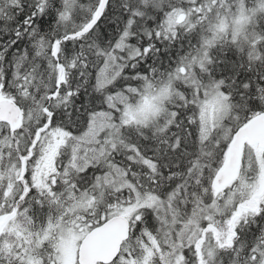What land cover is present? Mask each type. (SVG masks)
Returning <instances> with one entry per match:
<instances>
[{
  "label": "snow or ice",
  "instance_id": "obj_1",
  "mask_svg": "<svg viewBox=\"0 0 264 264\" xmlns=\"http://www.w3.org/2000/svg\"><path fill=\"white\" fill-rule=\"evenodd\" d=\"M100 3L0 0V36H28L32 41L31 50L14 60H9V50L0 53V90L15 95L29 114L24 127L0 126V221L16 218L12 232L28 231L20 218L34 225L37 210L44 212L47 222L74 179L93 173L89 185L103 189L104 174L121 163L117 156L132 165L141 147L154 155L156 162L149 167L161 191L156 193L159 201L134 214L132 233L142 234L157 224L164 227L168 218L160 219L161 206L167 208L165 201L171 203L177 195L196 197L195 205L202 188L207 194L204 203L212 204L211 180L232 139L258 113L264 116V55L254 58L240 39L234 45L216 43L224 31L220 17L225 10L238 17L237 36L245 22L264 28V0H104L103 11L96 15ZM113 7L122 11V24L115 36L101 40L100 21ZM204 20L209 21L212 39L192 50V41L201 43ZM46 22L48 30L42 31ZM65 23L74 27L65 29ZM243 34L248 37L246 31ZM185 40L189 51L183 50ZM229 47L242 54L236 65L242 71L217 76L216 68L230 58ZM2 61H8L7 68ZM133 124L134 129L125 127ZM154 124L162 125L159 138L149 131ZM49 133L67 140L69 158L76 153L83 161L75 172L62 169L61 177L43 180L22 164L35 163L27 156L32 145L28 136ZM22 138L27 139L23 152ZM121 145H132L136 151ZM249 162L254 164V158ZM233 232L232 246L219 252L213 264H264V203L242 205ZM130 255L124 253L125 260ZM119 258L118 254L113 264ZM189 259L194 264V257ZM0 264L36 262L5 233L0 235Z\"/></svg>",
  "mask_w": 264,
  "mask_h": 264
},
{
  "label": "trees",
  "instance_id": "obj_2",
  "mask_svg": "<svg viewBox=\"0 0 264 264\" xmlns=\"http://www.w3.org/2000/svg\"><path fill=\"white\" fill-rule=\"evenodd\" d=\"M86 2H87V0H86ZM116 2L118 3V0H116ZM249 3H251V0H249ZM226 13H227V10H225V13L223 15L226 16ZM69 16H71V14H69ZM122 16H123V13L120 9H118L116 7L109 9L107 14L104 16V19L101 20L100 24H99L98 33H99V38L101 40H107L110 35L115 36L118 26H120L122 24ZM221 17H223V16L221 15ZM48 21H50V18H48ZM214 23H215V14H213V19H212V24L214 25ZM179 24H180V26H183V21H180ZM208 24H209L208 20L203 21L204 26L202 28L201 43L197 44L196 41H192L191 42L192 43V50H195L197 47H202L203 46V40L209 39L211 32L207 31ZM69 27H74V25H71L68 23L64 24L65 29L69 28ZM248 29L250 32V36L247 38H245L244 34L239 35L237 38H230L231 35L228 32L229 30H224L220 39H218L216 41V43L217 44H224V45H234V44H236L237 39H240L243 41V45L245 48L251 49L252 52H254L253 53L254 58L259 59L262 55H264V35H261V33H264V28H261V27H255L254 28L253 25L250 24ZM47 30H48V28H47V22H46L45 27L42 29V31H47ZM253 32L256 33V35L254 37V38H256V40H254L252 37ZM31 44H32V41H30L28 36H24L23 38H20V37H17L15 35H3V36H0V53H3L4 50L7 49V50H9V52H8L9 60H14L17 56L22 55L24 53L25 49L31 50L30 49ZM258 45L260 46V48L257 47ZM213 46H215V45H213ZM178 47H179V45H177L176 48L173 49V51L175 52ZM183 50L189 51V42L187 40L184 41ZM227 50L229 51L230 58L228 60H226L225 63H223L222 65H219L216 68L217 76H219L221 74H223L224 76H230L233 74V72H241L242 71V69H239L236 67L237 64L241 63V55L242 54L234 53L232 51L231 47H229ZM233 55L235 56V61H233L231 59V57ZM167 62L168 61L166 60L165 63L167 64ZM2 63H3L4 68L8 67V61H2ZM245 74H247V73H245ZM90 91H91V89L89 88V92ZM33 94L34 95L36 94L35 89H33ZM23 95H27V93L25 92ZM0 96L1 97H8L17 103V97L15 95H13L10 91L6 92L3 90H0ZM38 102L41 104L43 103L42 100H40ZM77 103H79V101H77ZM20 108L22 109V115L24 117V115L28 109L26 107H21V106H20ZM68 110L72 111L73 109L70 107ZM28 123H29V121L23 122V118H22L20 124L14 129L24 127ZM3 125H5V124H0V126H3ZM161 126H162L161 124H154L149 131L154 132L156 137L159 138L162 135V133L158 131V129ZM32 127L33 128L35 127V122H32ZM125 127H130V128L134 129L136 126L133 124V125H126ZM24 135L25 134H22V137ZM28 139H33V138L31 136H28ZM137 143H139V141H137ZM26 144H27V139L22 138L21 142H20V151L21 152L24 151ZM13 147H15V145ZM30 147H28L27 156H28V153L30 152V149H29ZM121 148H128L131 151H134V152L136 151V149L132 145H121ZM35 150H36V147L34 146L31 149V155L28 156V159H32L35 156ZM257 151H258L257 147H250L248 145H245V147L243 149V154H242L243 164L241 163V170H240L238 179H237V181L234 182V184L239 182L242 179L251 180L253 178V176H256L258 174V167L260 165L258 159H260V158L264 159V150H262L260 152L258 151L260 153L259 158H257V155H256ZM66 154H67V152L65 151V147H63L61 149L60 155L57 158V164H56V170L57 171L54 173L52 179H55L57 177H61L63 175L61 170L62 169L65 170L64 164L66 163L65 162ZM224 158H225V154L223 156V160H222L219 168L221 167V165L224 161ZM253 158H254V164L249 162ZM174 159H175L174 157L170 158L167 161V163L169 165L172 164V161ZM117 160H120L121 163H118L115 165L124 172V176L121 179L122 181L120 183V184H122V188L119 189L114 194L112 193L114 188L107 190L109 185H110V183H109L107 185L106 189L103 190V194L99 195L97 193L98 192L97 189L91 188V186L88 183V181L91 180L92 174H93V173H89L86 178L74 179L72 181V184L65 188V195H64L63 199L61 200L60 205L58 206V208L52 210V213L50 214V218L48 219L47 222H43L44 212L37 210L34 213V215L37 217L34 225L31 223H25L23 221V218H20L19 222L21 224H23L25 229H27L28 231L9 232L8 233L7 227L11 223H13L16 219V218H11L6 223V225L4 226L3 230L0 232V235L7 233L8 236L10 237L11 241L15 242L16 247L21 249V252H23L24 249H27L30 255H36L37 252H39L37 255H39L42 258L41 264H52V259L51 260L49 259V257H51L50 246H48L47 248H44V249H39V248L37 249V247L34 246L35 236H37V234H39L45 228V226L48 223H50L51 221L57 220L60 217V214L64 211V209L67 206H71L73 203H75L78 200V198L81 197L82 195H85V197H94V196L98 197L99 196V199L96 198V200L93 201L90 209L87 212L82 213V215H83L82 223L85 226V228H87V229H90L93 226L97 225L98 223H101L103 220L106 219V217L113 215V214H116V213H114V210L112 209V205L122 206V205H126V204L127 205L131 204L134 206V205H136L137 202H140V203L143 202V199L146 196H153V197L157 198L158 200L160 199V197L156 196V193L160 192L161 188L157 187V180L154 178L156 176V174L152 173L151 168L149 167L150 164L155 163L156 161H155L153 153L149 149L141 147L139 152H137L136 155L132 157V160H133L132 165H126V162H124L123 158L120 156H117ZM25 165L30 170H32V166H31V164L28 163L27 160H25ZM133 167L135 168V171H132ZM217 170H215V172ZM163 171L165 173H167L168 168L163 167ZM93 172H95V170H93ZM64 179H70V177L64 176ZM160 179L164 182V186L167 187V181L164 180V177L161 176ZM205 179H207V177H205ZM234 184H232V185H234ZM213 190H214V188L212 186V180H211V193H212V195H213ZM94 193H96V194H94ZM97 194H98V196H97ZM254 194H255V198L250 196L248 198L239 199V201H241V204H244L247 206H253L255 204L264 203V189H257ZM136 196H137V199H136ZM206 196H207V194L201 188L200 197H202V198L199 199L198 202L195 203V205L193 204V201H196L197 198L192 197L190 200L189 196H187V195H185L183 197H181L180 195H177L175 197V200H173L171 203H169L168 201H165V203L168 204V207L167 208L163 207V210L160 211V218H161V220H163V219H165V217H167L169 223L164 226V229H178L179 226H182L183 223H185L188 219L191 218L190 215L192 212L198 213L199 209L202 206H204L203 209L205 210L206 206L208 204L204 203L203 197H206ZM253 199H255L256 203L253 201ZM108 200L112 201V203L110 205L107 203ZM185 201H187V203H185ZM145 207H147V206L143 205L142 207L139 208V210L142 208H145ZM171 210H172V215L170 216ZM204 210L199 212V217L203 218V211ZM226 218H227V216L224 213L220 214V215H216V217L213 221L214 226L219 227L221 229H227L226 228L227 225L225 224ZM62 219H64V222L66 221L65 217H62ZM170 222H171V224H170ZM201 222L204 223V219H202ZM235 222H237V221H235ZM153 223L156 224V221H153ZM202 223L200 225L201 227H202ZM157 225H159V224H157ZM147 231H149L151 233H156V231L153 229H147ZM14 233L16 234V236ZM135 236H136V234L132 233L131 236L129 237V239L124 243L123 246L125 249V247L130 242H134L133 245L135 246V250L133 251V255L135 257H138L139 251L136 247L138 244H141V243H140V238H135ZM141 236H143V233L141 234ZM5 242L8 243L7 241H5ZM29 243H31V244L34 243V244L28 246L27 244H29ZM124 249H123V252H124ZM185 253L187 254V259L193 257L192 256V253H193L192 250H190L188 253L186 250ZM214 254H217V253H214ZM113 262L111 264H113ZM116 264H119V260L116 261ZM209 264H212V263H209Z\"/></svg>",
  "mask_w": 264,
  "mask_h": 264
},
{
  "label": "rangeland",
  "instance_id": "obj_3",
  "mask_svg": "<svg viewBox=\"0 0 264 264\" xmlns=\"http://www.w3.org/2000/svg\"><path fill=\"white\" fill-rule=\"evenodd\" d=\"M222 16L224 18L221 17L220 19L224 21V30H229L228 32L231 35L230 38H237V25L235 20L238 17H234L233 15L227 13L226 16ZM177 19L179 22L183 21L180 20L179 17ZM217 23L218 21L215 19L214 25ZM249 25V23L245 22L243 25V31H241L239 35L246 31L249 37ZM211 39L212 33L210 34L208 40ZM253 39L256 40V38ZM28 115L29 114L27 110L23 117V122L29 121ZM32 143L36 147L34 156L35 163L31 164L34 176L37 178L42 177L43 180H48L52 178L54 173L57 171V158L60 155L61 149L66 146L67 140L49 133L48 135L37 136L35 139H32ZM259 152L257 151L256 153L257 158L260 157ZM88 154L92 155L93 153L89 152ZM258 160L260 165L258 167V174L256 176H253L251 180L242 179L229 188L225 189V191L213 195L214 200L212 201L211 205H207L205 210L200 208L198 213L194 212L192 216L190 215L191 219L183 223L182 226H179L178 229H164V227L157 225L156 228L153 229L156 231V233H151L147 230L143 232V236H141L140 233H135V238H140L141 243L136 247L139 251V256L135 257L133 255L135 246L133 245L134 242H130L125 247L123 254L120 255L119 264H186L187 262L185 263V261L187 258L185 256V251L187 250V253L190 250L194 252V243L201 234V220L204 219L206 226L208 227L211 225V223L213 224L216 215L224 213L227 216L225 224L229 226L231 221L237 218V213L240 212L238 205L241 203V201H239V199L250 197L256 192L257 189L262 187L264 184V159L260 158ZM82 161L83 157H79L76 153H73L71 158H69L67 153L65 158L66 163L64 164L65 170L68 169L72 172H75L81 165ZM6 163L7 155L5 154V165ZM123 176L124 172L115 164H112L111 171L104 174L105 182L103 189L99 190L97 193L102 195L103 190H105L107 185L110 183L107 190L114 188L112 192L114 194L122 188V184L120 183ZM96 198L99 199V196L85 197V195H82L71 206H67L57 220L48 223L45 228L39 234H37V236H35V244L33 243L34 246H36L37 249H44L50 246V255L52 260H55L56 264H76L77 245L80 238L87 231V228H85L82 223V213L87 212L90 209L93 201H95ZM154 201L159 200L153 196H146L143 199V202H137L134 206L131 204L122 206L112 205V209L116 214L127 216L131 220L134 228L136 222L134 219V214L143 205L148 207L150 204H153ZM233 208L235 211H233ZM161 210H163L162 206ZM202 210H204L203 218L199 217V212ZM171 215L172 210L170 216ZM62 217L66 218V223ZM168 223L169 221L167 224ZM11 225L12 223L7 227L8 233L12 232L10 231ZM211 229H207L206 231L209 238L210 236L213 238L214 235V232ZM209 243L210 242H207V245ZM33 244L29 243L27 245L30 246ZM38 253L39 252H37V254ZM124 253H131L128 260H125ZM213 253V249H210L209 247L206 248L205 256L207 257V260L209 258L211 259ZM37 254L31 255V257L34 259L36 264H41L42 258ZM133 256L135 259H133ZM205 262L206 260L204 263Z\"/></svg>",
  "mask_w": 264,
  "mask_h": 264
},
{
  "label": "water",
  "instance_id": "obj_4",
  "mask_svg": "<svg viewBox=\"0 0 264 264\" xmlns=\"http://www.w3.org/2000/svg\"><path fill=\"white\" fill-rule=\"evenodd\" d=\"M103 7L104 0H101L96 15H99ZM20 118L21 109L19 105L10 99L1 98L0 122L14 127ZM245 144L257 146L260 150H264V116L261 114L253 117L232 139V143L226 152L225 161L213 177L212 185L215 190L228 186L237 178ZM262 187L264 189V184ZM7 221H0V230ZM129 229V221L123 215L109 217L90 229L79 242L76 253L77 264L111 263L117 257L122 242L128 238Z\"/></svg>",
  "mask_w": 264,
  "mask_h": 264
},
{
  "label": "flooded vegetation",
  "instance_id": "obj_5",
  "mask_svg": "<svg viewBox=\"0 0 264 264\" xmlns=\"http://www.w3.org/2000/svg\"><path fill=\"white\" fill-rule=\"evenodd\" d=\"M237 178H238V175H237ZM230 186H227V187H224L221 189H217L215 191L214 195L219 193V192L225 191V189L229 188ZM253 198H255V196H253ZM212 200H214L213 195H212ZM253 201L256 203L255 199H253ZM242 205H244V204L240 203L238 205L239 206L238 209L241 210ZM201 208H204V206H202ZM193 214H194V212L191 213V216ZM235 221H237V218L235 220H233V224L231 222V224L226 227L227 229H221L219 227L214 226L212 223H211V225H209L207 227L205 221H204V223H202L201 234L196 239V241L194 243V247H193L194 252L192 253V256L194 257V264H209V263L213 264V261L215 260L216 255L219 252H221L225 248H230L232 246L233 237H234L233 225H234ZM207 229H211L214 232L213 238L211 236L209 238L208 234L206 233ZM207 242H210V243L207 245ZM207 247H209L210 249H213L214 253H217V254L213 253V256L211 257V259L209 258L208 260H207V257L205 256V251H206ZM205 260H206V262L204 263ZM185 263L190 264V259H187L185 261Z\"/></svg>",
  "mask_w": 264,
  "mask_h": 264
},
{
  "label": "bare ground",
  "instance_id": "obj_6",
  "mask_svg": "<svg viewBox=\"0 0 264 264\" xmlns=\"http://www.w3.org/2000/svg\"><path fill=\"white\" fill-rule=\"evenodd\" d=\"M176 216V215H175ZM208 216V215H207ZM46 256V255H45Z\"/></svg>",
  "mask_w": 264,
  "mask_h": 264
}]
</instances>
